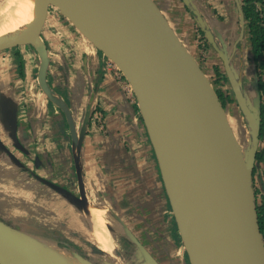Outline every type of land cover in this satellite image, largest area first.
I'll use <instances>...</instances> for the list:
<instances>
[{
    "label": "water",
    "instance_id": "obj_1",
    "mask_svg": "<svg viewBox=\"0 0 264 264\" xmlns=\"http://www.w3.org/2000/svg\"><path fill=\"white\" fill-rule=\"evenodd\" d=\"M181 1L223 64L247 127L246 144L237 138L234 118L222 105L209 78L153 0H36L32 22L20 32L0 36V52L27 45L36 50L40 59L38 82L65 112L73 147L79 154L84 131L77 136L66 104L45 80L49 58L41 28L49 7L59 10L128 82L188 264H264V239L253 184L261 143L258 82L255 71L253 82L247 80V92L232 63L244 36L241 5L234 0L241 28L234 44L227 45L220 37L215 39L191 0ZM4 94L0 89L1 159L9 163L10 157V164L23 168L14 149L28 154L25 136L19 135L17 105ZM5 107L7 110L1 114ZM41 181L78 214L88 215L82 185L78 198L48 179ZM105 216V227L115 246L113 255L88 242L91 254L104 259L95 263L93 258L67 249L87 264H160L121 216L110 211ZM32 236L0 217V264H52L30 244Z\"/></svg>",
    "mask_w": 264,
    "mask_h": 264
},
{
    "label": "crops",
    "instance_id": "obj_2",
    "mask_svg": "<svg viewBox=\"0 0 264 264\" xmlns=\"http://www.w3.org/2000/svg\"><path fill=\"white\" fill-rule=\"evenodd\" d=\"M153 1L197 60L202 52L190 33L194 27V21L184 4L180 0ZM191 1L212 29L215 39L220 37L219 39H222L225 44L233 45L241 28L235 1ZM54 11V8L51 11L48 10L45 15V23L40 35L48 52L47 77L52 88L66 100L77 136L84 131L82 147L78 154L73 147V142L71 144L66 134L68 129L64 116L57 105L47 96H38L34 88L33 76L37 55L33 50L31 53L21 51L23 63H25L23 69L18 62H14L13 70L9 67V72L8 70L5 72L7 77L9 73L8 78L4 77V73L0 75V89L17 105L19 135L22 133L27 139V132L31 129L38 139H45L42 141L43 144H40L41 150L52 154L53 166L59 164V156L67 158L69 165L75 162L79 166L87 201H84V205L90 213H94V217L96 214L107 223L105 216L107 211L115 216H121V221L160 264H188L186 254L180 251L181 240L176 238L172 227L167 226L171 224L165 218L166 197L159 180L156 158L132 92L128 90L124 78H118L110 70H104L102 62L104 56L94 43L88 40L61 12L55 14ZM243 35L232 63L240 72L242 81L248 85L246 76L250 78V82H253L255 70L251 62V47L245 25ZM214 52L213 48L208 52L210 60L214 59L213 56L216 53ZM215 56L218 57V54L216 53ZM213 65L217 63L213 62L208 66ZM206 71L209 72L208 69ZM203 72L209 78L208 72L204 70ZM16 82H21L22 92L16 90ZM30 83H32V89H30ZM25 85V92L32 94V99L28 102L30 109L27 116L30 120L28 125L23 123L25 118L23 86ZM95 109L102 116L104 127L102 132L91 120V114ZM6 110L7 107L1 114ZM262 147L264 149V139ZM1 158L3 156L0 154V170L2 171V166L8 167L9 163ZM6 167H4L5 170ZM8 170L7 168L5 172H0V179L9 177L6 174ZM261 170L264 171V164ZM60 171H62L61 168ZM4 181L0 180V189L9 187L7 182L3 187ZM42 188L46 189L44 185ZM5 197H7L6 194ZM51 198L53 201L49 203H46V197L43 199L45 210L34 211L36 216H41L40 221L46 224H51L53 217H60L61 204L65 201L60 197L61 204H56L58 198ZM67 209L71 215L69 218L72 220L71 223L79 222L81 219L86 221L91 239L101 251L106 253L111 247L115 248L109 234L95 224L94 218L78 214L77 210L69 204ZM167 218L170 221L169 214ZM74 227L84 231L82 225L79 227V224H75ZM80 231L77 233L78 236L81 235ZM71 234L73 239L76 236L74 230H71Z\"/></svg>",
    "mask_w": 264,
    "mask_h": 264
},
{
    "label": "flooded vegetation",
    "instance_id": "obj_3",
    "mask_svg": "<svg viewBox=\"0 0 264 264\" xmlns=\"http://www.w3.org/2000/svg\"><path fill=\"white\" fill-rule=\"evenodd\" d=\"M185 9L190 13V10L187 8V6H185ZM200 33H201V30H200ZM201 35H202V38L204 39V35L203 34H201ZM204 41H206V39H204ZM248 41H249V37H248ZM249 43H250V41H249ZM209 45L207 44V42H205V45L203 44V46L200 47L202 55H199L198 59H197V61L199 63V66L205 72H208V71H206L208 69L209 72H210V73L209 72L208 73L211 74L210 76H212V72L214 73L213 76L211 77V78H213L212 79L213 81L210 79L211 80V84L213 86H215L216 84L217 85H219V84L221 85L219 88L218 87H216V88L213 87L215 89L216 94L218 95V94L222 93V95H224V97H225V95H227L228 98H229V101H227V102H234V97H233V94L231 92V89L229 88L226 74H225L224 70L222 71L223 64H222V69L219 68L218 64L217 65H213L211 67L208 66V65H210V63H212L211 60L209 59V53L207 51V49L210 48ZM26 47L30 48L34 52L36 51L30 45H27ZM250 47H251V45H250ZM14 49H16L15 50V52H16L15 53V62H18L19 63L18 65L22 66V69H23V67L25 66V63H23L24 62L23 61V55H22L19 47H16ZM36 55H37V53H36ZM37 58H39L38 55H37ZM102 58H103L102 62H103V65H104L103 66L104 70H108V71L110 70L118 78H124L123 75L120 73V71L117 68L114 69V68H109L107 66V61H110V60H108L106 57H102ZM39 61H40V59H39ZM251 62H252V54H251ZM38 68H39V65H38ZM38 68H37L36 78L34 79V88L37 90L38 96L45 97L47 95L44 92V90L41 88V86H40V84L38 82V77H37ZM256 76H257V73H256ZM224 77H226V79H224ZM260 78L262 79V81H264V71L261 73ZM45 80L47 82L48 87L55 94H57V92L52 88L50 81L48 80L47 72H46ZM125 82H126L125 84H126L128 90H130L132 92L128 82L126 80H125ZM224 83H227V89L228 90H226V86L224 85ZM30 89H32V87H30ZM23 90H24V99H25V102H24L25 103V114H24L25 118H23V123L28 125V122L30 121L27 118V116L29 115V112H30L28 102H30V100L32 99V94L31 93L27 94L25 92L26 88H24ZM132 94H133V92H132ZM57 95H59V94H57ZM59 96L61 98V95H59ZM133 96H134V94H133ZM218 97H219L221 103L225 100L224 99L222 101L219 95H218ZM259 97H260V107L262 106V108L264 109V98L262 97V99H261L260 92H259ZM134 99H135V97H134ZM62 100H63V102L66 104V106L68 108V104H67L66 100H64V99H62ZM227 102H225V104ZM135 103H136V100H135ZM225 104H224V106H225ZM55 105H57V104H55ZM136 107H137V104H136ZM57 108L62 112V114L64 116V120H65L67 129H68V132H66V134L69 136V138L71 140V144H72V134H71V128H70V124H69L68 118H67L65 112L58 105H57ZM68 110H69V108H68ZM137 110H138V107H137ZM69 113H70V116H71L72 123L74 125V121H73L71 112L69 111ZM140 119H141V117H140ZM91 120L96 124V127L99 128L100 132H102L104 130L102 116L96 109L93 110V112L91 114ZM27 134H28V144H26V148H27L26 150L28 151V154H23L19 150H16L18 152V154H20V156L23 158V160L20 158V156H18V154H14L17 157L18 161H20V163L23 166V168L20 167V166H16V167H19L21 169V171L25 172L26 177H27V180L24 181V184L22 186H19V187H23V191L25 193H27L28 196H31L32 198L40 199L41 196L46 194L49 197H54V198L57 197L58 199L56 200V204H61V201H60L61 199L59 200V198L61 196L59 194L55 193L54 191H52L49 187L44 185L43 182L41 181L42 179H44V180L48 179L49 181L55 183L56 185H59V186H61L62 188L66 189V190H69V192L71 194H73L74 196L80 198L81 197V195H80V193H81V185L83 184V178H82V173H81V169L79 168V166H77V164L75 162L74 163L71 162V165H69V163L67 162L68 160H66L67 158H64L63 156H59V158H58V160L60 161L59 164H57L56 166L55 165L53 166L54 158H53L52 154L50 152L49 153H47V152L45 153V152H43V150H41V145L40 144H43L42 141L45 140V139H42V140H41V138L38 139L37 135H35V134H33L31 132V129L29 130V132H27ZM263 139H264V137H263ZM11 151L13 152V150H11ZM14 152H15V149H14ZM9 162H10V157H9ZM261 163H259V164H261ZM60 168H61L62 171H60ZM56 170H58V172ZM78 171L80 173V178L78 176ZM254 173H255V171H254ZM17 175L18 174L16 173L15 170L9 169V184H11L13 182V178H18ZM36 177L40 178L41 180L40 179L39 180L36 179ZM43 185L46 187V189L42 188ZM161 185H162V183H161ZM43 191L45 192V194H44ZM50 191H52L54 193V196L51 193H49ZM83 191H84V189H83ZM14 192H15V190L14 191L13 190L10 191V196L11 197H9V216H13L14 215L13 214L14 212L12 210H13V207L15 206V204L16 203L20 204L19 202H17L14 199V196H15ZM164 194H165V192H164ZM261 194L264 195V192H262ZM165 197H166V195H165ZM28 202H31L29 198L26 199V203H28ZM63 202L64 203L61 204L60 217L56 216L57 220L60 221V223H59L60 226L58 228H56L57 230L58 229H63V227H61V226H65V224L63 222L67 221L68 216L71 217V215L69 213V210L67 209L68 203L66 201H63ZM10 203H11V206H10ZM164 207H165V210L167 212V213H165V215H166L165 218L167 219V222L169 224H171V225H167V226L172 227V229L174 230L176 238L180 239L178 231H177V228H176V225H175V222H174L173 215L171 213V209H170L169 203L167 201V198H166V204H164ZM23 210H24V208H23ZM35 210H36V208L34 209V211ZM168 214L170 216V221H168V218H167ZM14 216H16V214ZM69 221H72V220H69ZM73 221H76V220L73 219ZM165 223H166V220H165ZM70 228H71V230H74V227L71 226ZM28 233H30V232H28ZM60 233L64 234L65 232H62L60 230ZM30 234L33 235V236H36V237H40L42 239H49L51 237V236H47V235H45V237H44L43 234H38L36 232H33V233L31 232ZM70 235L72 236V234H70ZM73 240H74V237H73ZM75 241H76V243H78V241H79V243L81 242V239L79 238L77 233H76V236H75ZM146 242H147V240H146ZM56 245H58L57 242H56ZM78 245H80V244H78ZM58 246H61L63 248H71L67 244H64V243H61V242H59ZM71 250L73 252H76L73 249H71Z\"/></svg>",
    "mask_w": 264,
    "mask_h": 264
},
{
    "label": "rangeland",
    "instance_id": "obj_4",
    "mask_svg": "<svg viewBox=\"0 0 264 264\" xmlns=\"http://www.w3.org/2000/svg\"><path fill=\"white\" fill-rule=\"evenodd\" d=\"M48 10H53L52 7H49ZM54 12L55 14H57V12H60L59 10H56L54 8ZM194 27H192L191 29V35L193 36V39L195 40V43L197 44L199 50L201 51V46H203V44L205 45V42H207V44L209 45L208 41H204V39L202 38V35L200 33V29L197 26L194 18ZM207 46V45H206ZM210 46V45H209ZM208 47V46H207ZM211 47V46H210ZM212 48V47H211ZM211 48H208L207 51L209 52L211 50ZM20 51L24 52V53H31L32 50L30 48H27L26 46L23 47H19ZM15 50L16 49H10V50H6L3 52H0V72L4 73L9 69L13 70V63L15 62ZM215 53V52H214ZM216 54V53H215ZM214 54V59L211 60V62H216L219 65V68L222 69V63L220 58L218 59V57H216ZM40 64L39 58L36 57V60L34 61V71H33V76L34 78H36V73H37V68L38 65ZM224 69H222L223 71ZM9 72V70H8ZM12 73V71H11ZM208 76L210 77L209 80L213 79L211 78L213 76V72H212V76H210L211 74L207 73ZM14 75V73H13ZM4 77L8 78L9 77V73H8V77L7 74L4 75ZM210 80V82H211ZM246 80H250V78L248 76H246ZM213 81V80H212ZM7 84V82H5ZM32 83H30V87ZM9 85V84H7ZM17 85V91L22 92L21 91V82H16ZM224 85L226 86V90L227 89V83H224ZM229 85V84H228ZM213 86V85H212ZM221 85H215L213 86L214 88L216 87H220ZM245 86V87H244ZM243 87L245 88V90L247 92H249L248 90V85H246V82H243ZM26 88V85L23 86V89ZM251 95V94H250ZM225 106L228 108V113L231 117H233L234 119V131L237 135L238 139L244 140V144H246L247 140H248V131H247V127L246 124L243 122L241 116H240V112L238 111V108L236 107L235 101L234 102H227L225 104ZM28 139V138H27ZM27 139L25 138V144H27ZM262 142L263 140H261L260 143V148L259 151H264L263 147H262ZM11 150H13V148L10 146ZM15 154H18V152L15 150ZM18 156H20V154H18ZM20 158L23 160V158L20 156ZM10 163V162H9ZM262 164H264V161L259 164L257 162V166L255 169V173L253 175V184H254V191H255V196H256V203L259 204L261 199H262V186L264 184V171L261 170L262 168ZM6 167V166H4ZM4 167L2 166V171L0 170V172H5L8 169H13L16 171V173L18 174L17 177L18 178H13V182L11 184H9V177L7 176L6 178H2L1 177V181H4L3 187L5 186L6 182L8 183L9 187L7 189L3 188L0 189V217L6 221L7 223H10V225H13L16 229L20 230V231H25L26 233L28 232H36L38 234H43V236L45 237V235L47 236H51L49 238V240L53 241L52 243L56 244V242L59 245V242L67 244L69 247H71L70 249H73L74 251H76L77 253H80L82 255L87 256V258L89 259H94L95 263L99 262L102 263L104 259L100 258L98 255H93L92 250L89 246L86 245V243H91L93 245L94 242L91 239L90 236V231L88 230L89 227L87 228V224L86 221L81 219L79 220V222L76 223H71L69 221L70 216H68L67 221L63 222L65 224V226H62L63 229H56L59 227V223L60 221L57 220L56 217L52 218L51 224H46L41 220V216H36L34 213V209H38V210H45V202H44V198L46 197V203H49L50 201H53V199L49 196H47L44 192V196H42V199L40 197V199H36V198H32L31 196H28L27 193H25L23 191V187H19L22 186L24 184V181L27 180L26 174L25 172L21 171V169L19 167H16L13 164H9V167H6V170L4 169ZM8 178V179H7ZM7 179V181H6ZM12 188V189H11ZM11 190H15V196L14 199L19 202L20 204H15V206L13 207V214L16 216H9V197L10 196V191ZM3 191V192H2ZM49 193H51L54 196V193L52 191H50ZM5 194L7 197H5ZM30 199L31 202L26 203V199ZM50 199V200H49ZM22 204V205H21ZM24 208V210H23ZM49 212V211H48ZM47 215V214H45ZM85 217V216H83ZM175 222V221H174ZM75 224H79L82 225L84 227V231H80L81 229L79 228H75L74 225ZM71 226L74 227V232L75 234L78 233V231H80L81 235H79V238L81 239V242L76 243L75 241V236H74V240L71 238ZM86 226V227H85ZM60 230L62 232H65L64 234L60 233ZM80 244V245H78ZM113 248H110L109 252H106V254L108 255H113ZM180 251H182V249H180ZM105 253V252H104ZM183 254V253H182ZM182 258L185 259V256L182 255Z\"/></svg>",
    "mask_w": 264,
    "mask_h": 264
},
{
    "label": "bare ground",
    "instance_id": "obj_5",
    "mask_svg": "<svg viewBox=\"0 0 264 264\" xmlns=\"http://www.w3.org/2000/svg\"><path fill=\"white\" fill-rule=\"evenodd\" d=\"M36 9V0H0V36L13 34L24 30L32 22ZM84 208L90 218L104 232L106 222L88 208ZM30 244L52 264H87L78 259L70 250L63 248L39 237H29ZM62 245V244H61Z\"/></svg>",
    "mask_w": 264,
    "mask_h": 264
},
{
    "label": "trees",
    "instance_id": "obj_6",
    "mask_svg": "<svg viewBox=\"0 0 264 264\" xmlns=\"http://www.w3.org/2000/svg\"><path fill=\"white\" fill-rule=\"evenodd\" d=\"M245 26L251 45L252 63L257 73L258 90L264 98V81L260 78L264 71V0H239ZM203 34V32H201ZM223 77V76H222ZM226 79V77H224ZM221 98L223 106L229 101L227 95L218 94ZM260 140L264 137V109L260 107ZM264 161V151H260L256 155V162ZM255 171V170H254ZM264 192V184L262 186ZM257 216L260 232L264 239V195L259 204H257Z\"/></svg>",
    "mask_w": 264,
    "mask_h": 264
},
{
    "label": "built area",
    "instance_id": "obj_7",
    "mask_svg": "<svg viewBox=\"0 0 264 264\" xmlns=\"http://www.w3.org/2000/svg\"><path fill=\"white\" fill-rule=\"evenodd\" d=\"M107 66L109 67V68H116V66H114L110 61H107Z\"/></svg>",
    "mask_w": 264,
    "mask_h": 264
}]
</instances>
